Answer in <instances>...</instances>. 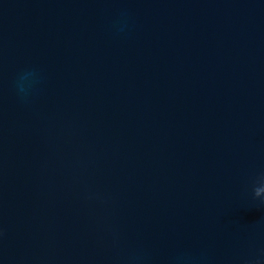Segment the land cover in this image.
I'll return each mask as SVG.
<instances>
[{
	"label": "water",
	"instance_id": "water-1",
	"mask_svg": "<svg viewBox=\"0 0 264 264\" xmlns=\"http://www.w3.org/2000/svg\"><path fill=\"white\" fill-rule=\"evenodd\" d=\"M0 264H264V0H0Z\"/></svg>",
	"mask_w": 264,
	"mask_h": 264
}]
</instances>
